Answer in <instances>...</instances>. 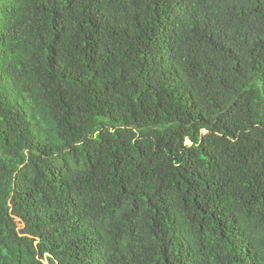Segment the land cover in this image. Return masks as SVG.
<instances>
[{"label": "trees", "instance_id": "obj_1", "mask_svg": "<svg viewBox=\"0 0 264 264\" xmlns=\"http://www.w3.org/2000/svg\"><path fill=\"white\" fill-rule=\"evenodd\" d=\"M0 264H264V0H0Z\"/></svg>", "mask_w": 264, "mask_h": 264}, {"label": "clouds", "instance_id": "obj_2", "mask_svg": "<svg viewBox=\"0 0 264 264\" xmlns=\"http://www.w3.org/2000/svg\"><path fill=\"white\" fill-rule=\"evenodd\" d=\"M186 143H188V142H186Z\"/></svg>", "mask_w": 264, "mask_h": 264}]
</instances>
